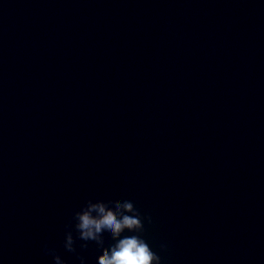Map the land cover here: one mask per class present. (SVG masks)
Instances as JSON below:
<instances>
[{"label": "clouds", "instance_id": "clouds-1", "mask_svg": "<svg viewBox=\"0 0 264 264\" xmlns=\"http://www.w3.org/2000/svg\"><path fill=\"white\" fill-rule=\"evenodd\" d=\"M71 222L66 225L69 230L65 233L64 248L76 253L73 230L78 239L93 241L101 248L103 254L99 256L98 264H161V257L149 246L143 238L144 220L151 223L150 217H142L140 211L127 199L115 201H87L80 210L76 211ZM127 231L133 235L123 236ZM110 234L112 243L104 246L103 234ZM81 248H87L83 243ZM165 246H161L163 249ZM45 253L52 255L55 264H65L54 248L45 245ZM80 264H84V257L79 256Z\"/></svg>", "mask_w": 264, "mask_h": 264}]
</instances>
